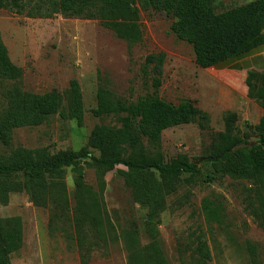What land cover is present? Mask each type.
<instances>
[{"label": "rangeland", "instance_id": "374dc122", "mask_svg": "<svg viewBox=\"0 0 264 264\" xmlns=\"http://www.w3.org/2000/svg\"><path fill=\"white\" fill-rule=\"evenodd\" d=\"M7 1L0 4V30L19 75L9 79L0 75V113L7 108L6 91L13 88L54 93L68 112L67 93L71 81L77 79L83 94L84 116L80 124L58 113L37 126L14 129L9 144L0 140V162L10 160L19 149L28 150L34 157L61 150L100 156L99 149L90 144L94 128L100 124L121 125L116 115L100 116L94 112L100 84L129 102L154 94L174 105L191 102L207 115L164 129L158 141L142 136L137 145V150L158 155L165 162L186 156L199 167L197 173L169 178L174 185L170 191L166 179L155 171L156 178L169 191L165 209L158 215L148 217V207L132 198L122 165L105 169L91 158L86 160V181L96 186L100 175L106 180L105 205L121 235L108 248L99 246L94 250L87 263H82L73 237L51 233L50 210L36 206L26 190L9 192L5 202L0 194V217L19 216L23 225V245L10 256L12 264H129L125 241H129L131 232L141 246L158 243L169 264H199L193 248L200 233L205 235L212 255L207 264H254L248 242L257 248V264H264V205L258 200L253 179L237 178L229 172L217 174L207 160L227 136L226 118L230 113L237 114L234 135L247 134L251 141L258 139L255 125L262 113L254 115L252 107L264 104V71L250 76L243 72L234 74L226 70L234 61L231 59L213 67H200L192 45L172 32V16L144 6V0L135 4L143 30L138 43L118 37L99 19L63 14L30 17L27 11L17 12L8 6ZM250 1L253 0H213L212 4L216 12H222ZM259 48L264 49V44ZM160 53L165 55L163 83L157 89L152 85L154 72L152 66L146 65V58ZM256 61L263 64L264 58ZM251 78L260 80L258 85H247ZM238 149L247 155L245 145ZM212 174L216 178L208 180ZM23 180L21 175L0 177V182ZM65 182L71 194L75 173L70 168L66 170ZM205 198L220 203L222 223L207 222Z\"/></svg>", "mask_w": 264, "mask_h": 264}, {"label": "trees", "instance_id": "16d2710c", "mask_svg": "<svg viewBox=\"0 0 264 264\" xmlns=\"http://www.w3.org/2000/svg\"><path fill=\"white\" fill-rule=\"evenodd\" d=\"M213 0H144L150 5L167 12L173 18L172 32L181 40L192 45L196 63L209 68L219 63L239 58L264 44V0H253L222 12H216ZM137 0H8L7 5L17 12L27 11L30 17L52 18L56 15H70L99 19L103 26L111 29L118 37L130 43L142 40L143 30ZM2 4V0H0ZM165 55L150 54L146 65L152 66V85L159 88ZM0 75L17 78L19 71L12 63L0 30ZM68 112L62 107L54 93H34L19 88L5 93L7 108L0 113V140L9 144L14 129L37 126L51 115L76 119L82 123L84 102L80 83L71 81L68 93ZM97 115L113 114L120 126L97 125L90 137V144L99 149L100 156L85 151L61 150L53 155L34 157L28 150L19 149L13 157L0 162V177L21 175V181L0 182V194L5 202L9 192L26 190L36 206L50 210V231L73 237L77 242L82 263L91 259L99 246L108 248L111 242L119 240L118 225L112 220L105 205L106 180L99 176L96 186L86 181L84 163L88 158L101 168L111 169L122 165L125 184L132 198L148 207L147 216L158 215L165 209L166 196L174 185L168 181L184 173L194 174L199 170L195 162L180 156L165 162L158 155H148L137 150L142 136L158 141L161 132L169 127L196 121L198 116L207 115L195 108L191 102L171 104L161 97L149 94L136 102H129L115 95L104 85L97 92ZM237 114L226 118L227 136L221 146L207 157L217 174L231 173L237 178L253 179L258 200L264 205V116L255 125L258 139L251 141L248 135H234ZM248 124V123H247ZM248 126H251L248 124ZM245 145L247 155L238 147ZM130 150V152H129ZM128 155V156H127ZM75 173V187L70 194L65 182L67 169ZM157 171L169 186L156 178ZM215 174L208 175L214 180ZM73 199V202H72ZM203 209L207 222L222 223L220 203L205 198ZM21 217H0V264H12L10 256L23 245ZM194 253L199 264L212 260L205 235L196 237ZM193 245V243H192ZM129 264H169L158 243L141 246L134 232L125 241ZM253 263H258V252L254 244L247 243Z\"/></svg>", "mask_w": 264, "mask_h": 264}, {"label": "crops", "instance_id": "0c3cea01", "mask_svg": "<svg viewBox=\"0 0 264 264\" xmlns=\"http://www.w3.org/2000/svg\"><path fill=\"white\" fill-rule=\"evenodd\" d=\"M260 47V46H259ZM259 47L255 48L248 54H245L239 58L231 59L233 62L227 66V71L232 72L234 74L243 72L246 76L255 74L260 75L264 71V63L258 64L257 59L264 58V49H260ZM260 80H257L256 78H251L246 84L247 85H258ZM251 105H248V108ZM252 112L255 115V113H262L260 115V118L258 120V123L260 122L261 118L264 116V104L261 105H255V107H252ZM257 123V124H258Z\"/></svg>", "mask_w": 264, "mask_h": 264}]
</instances>
